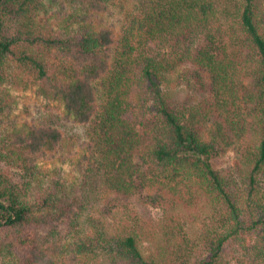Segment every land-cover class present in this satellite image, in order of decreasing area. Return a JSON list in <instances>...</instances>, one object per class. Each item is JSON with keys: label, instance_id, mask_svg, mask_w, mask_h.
Masks as SVG:
<instances>
[{"label": "trees", "instance_id": "obj_1", "mask_svg": "<svg viewBox=\"0 0 264 264\" xmlns=\"http://www.w3.org/2000/svg\"><path fill=\"white\" fill-rule=\"evenodd\" d=\"M111 2L0 0V264H264V0H138L119 37ZM13 87L63 115L7 134ZM66 123L71 179L40 167ZM135 203L158 219L114 220Z\"/></svg>", "mask_w": 264, "mask_h": 264}, {"label": "rangeland", "instance_id": "obj_2", "mask_svg": "<svg viewBox=\"0 0 264 264\" xmlns=\"http://www.w3.org/2000/svg\"><path fill=\"white\" fill-rule=\"evenodd\" d=\"M138 0H112L108 10L101 15L102 22L106 25L113 28L115 35L120 36L122 31H124V26L129 22L127 19L135 13V5ZM59 10L58 7L53 8L52 11ZM167 52L166 48L163 50L152 49L147 47L144 51L146 56L152 57L157 53L161 55L163 52ZM165 52V53H166ZM180 70L175 69L171 74H165V79L171 84L168 85L166 82H162L160 87L164 92L175 91V88L172 87L174 82H178V74ZM145 86V85H144ZM143 89L142 94L140 91ZM133 91V90H132ZM143 92L145 94H143ZM10 95L15 100V106L7 119H5V130L7 134L10 133L12 129L22 131L25 130L28 126L38 122L39 120L47 117H57L63 115V108L60 102L41 96L35 89H29L22 91L18 87H13L10 91ZM131 103L134 105V112L137 114L139 108H142L143 111L149 115L151 113L146 111L147 108L152 106L153 94L149 92L146 87L141 89L137 86L134 87V91L131 92ZM63 131V142L61 146L52 153L47 154L45 160L40 162V167L43 170H52L59 168L61 172L65 175L66 178L71 179L72 173L71 168L72 164L76 159L84 153V150L79 147V141L85 138L87 128L81 125H75L71 123L64 124L62 128ZM235 151L230 150L224 155L213 160V164L217 169H228L231 167L235 159ZM105 201L103 200L102 204ZM132 211H137V214H133ZM159 210L152 208L145 204V207L142 203H135L129 205L127 209H119L116 215L114 214V220H119V218L130 219L131 217L135 218L138 216L142 219H151L156 221L159 217ZM192 224H189L188 229L193 231L195 228L200 227V221L204 217V211L200 209L193 210L191 212ZM147 249V245L143 246ZM149 250V248L147 249ZM230 259V255L228 254ZM228 259V260H229ZM228 264H236L235 261L229 260Z\"/></svg>", "mask_w": 264, "mask_h": 264}]
</instances>
